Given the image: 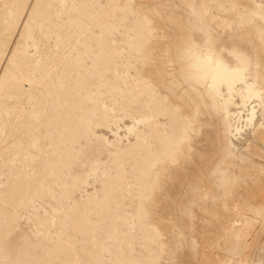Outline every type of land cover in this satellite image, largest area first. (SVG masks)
Masks as SVG:
<instances>
[{
	"label": "rangeland",
	"instance_id": "obj_1",
	"mask_svg": "<svg viewBox=\"0 0 264 264\" xmlns=\"http://www.w3.org/2000/svg\"><path fill=\"white\" fill-rule=\"evenodd\" d=\"M0 264H264V0H0Z\"/></svg>",
	"mask_w": 264,
	"mask_h": 264
}]
</instances>
